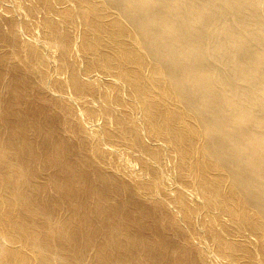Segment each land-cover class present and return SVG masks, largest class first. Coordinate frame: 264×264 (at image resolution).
Wrapping results in <instances>:
<instances>
[{"label":"bare ground","instance_id":"obj_1","mask_svg":"<svg viewBox=\"0 0 264 264\" xmlns=\"http://www.w3.org/2000/svg\"><path fill=\"white\" fill-rule=\"evenodd\" d=\"M0 264H264V0H0Z\"/></svg>","mask_w":264,"mask_h":264}]
</instances>
